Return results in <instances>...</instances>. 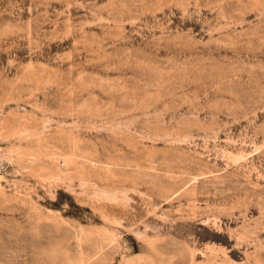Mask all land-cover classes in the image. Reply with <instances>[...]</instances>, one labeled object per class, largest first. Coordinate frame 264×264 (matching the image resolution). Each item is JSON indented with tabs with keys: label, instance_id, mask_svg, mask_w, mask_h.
I'll return each instance as SVG.
<instances>
[{
	"label": "rangeland",
	"instance_id": "obj_1",
	"mask_svg": "<svg viewBox=\"0 0 264 264\" xmlns=\"http://www.w3.org/2000/svg\"><path fill=\"white\" fill-rule=\"evenodd\" d=\"M0 264H264V0H0Z\"/></svg>",
	"mask_w": 264,
	"mask_h": 264
}]
</instances>
